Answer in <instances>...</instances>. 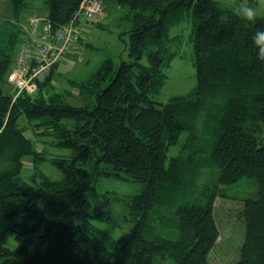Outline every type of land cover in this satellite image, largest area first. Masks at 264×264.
<instances>
[{"label":"trees","instance_id":"1","mask_svg":"<svg viewBox=\"0 0 264 264\" xmlns=\"http://www.w3.org/2000/svg\"><path fill=\"white\" fill-rule=\"evenodd\" d=\"M85 1L49 0L53 30ZM109 1L131 8L129 58L71 82L83 106L67 103L72 92L52 85L56 68L34 96L6 94L20 27L0 46V223L10 220L24 264H210L221 235L216 202L237 198L244 235L233 264H264V61L252 43L264 18L247 22L216 0ZM29 4L11 0L17 21ZM186 17L194 24L197 87L155 102L175 59L168 31ZM21 116L43 119L60 145L90 154L54 160L60 182H24L22 159L34 151ZM104 176L144 185L129 203L134 228L118 240L92 223L112 219L109 198L97 190ZM242 184L248 193L230 197ZM0 264L21 263L0 246Z\"/></svg>","mask_w":264,"mask_h":264},{"label":"rangeland","instance_id":"2","mask_svg":"<svg viewBox=\"0 0 264 264\" xmlns=\"http://www.w3.org/2000/svg\"><path fill=\"white\" fill-rule=\"evenodd\" d=\"M49 0H31L30 4L22 12L21 18L17 21L12 10L11 0H0V19L8 20L7 26L14 30V26L19 27L33 15H42L49 11ZM103 1V2H102ZM103 12L97 15L96 19L82 24L83 40L77 52L69 53L59 66V71L54 76L52 85L57 86L59 92L71 91L67 103L72 106H83L84 101L77 94L71 82L88 81L96 74L102 66L109 60L119 66L122 60L129 58V38L127 33L132 29L131 8L118 6L112 1L102 0ZM224 9L235 10L241 0H216ZM249 4L258 9L257 18H264V6L259 0H248ZM18 30V28H16ZM194 30L192 19L186 17L185 20L175 24L168 31L171 41L168 42V51L175 54V59L166 68V84L158 93L152 95L156 102L167 103L172 97L178 95L187 96L197 87V69L194 66V46L191 42V34ZM1 43V42H0ZM0 46H5L0 44ZM147 61L146 58H144ZM4 92L10 94L14 91L11 85H4ZM19 125L25 131V136L33 142V154L26 155L22 159L24 163L21 171V178L24 182L39 187V183L44 177L52 181L60 182L64 178V173L58 169L54 160L64 158H81L88 156L90 151L83 148L64 147L60 145L54 132L43 124V119L31 120L26 116L19 118ZM69 127L74 121L72 119L64 121ZM178 154V148L173 147L169 155ZM125 177V175L123 174ZM250 185H238L236 189L230 190V197H238L247 194ZM144 185L139 181L128 180L114 176H104L99 179L97 190L102 195L109 198V209L111 220L100 218L92 219L94 226H97L115 240L129 234L134 224L131 220L129 208L130 201L141 194ZM239 200L218 199L216 202V221L221 235L217 240V246L210 256V264H233L239 258V249L243 243L244 230L242 224L237 221L236 208ZM10 220H3L0 223V246L9 247L21 264H24L19 255L20 242L16 240L11 229ZM14 236L10 241L9 236Z\"/></svg>","mask_w":264,"mask_h":264},{"label":"built area","instance_id":"3","mask_svg":"<svg viewBox=\"0 0 264 264\" xmlns=\"http://www.w3.org/2000/svg\"><path fill=\"white\" fill-rule=\"evenodd\" d=\"M100 0H86L75 13L73 20L64 27L53 30L47 13L27 18L20 27V45L16 49L14 67L9 84L14 87L13 97L25 94L34 96L40 84L51 75L69 53H76L83 41L81 23L96 18L103 12ZM55 73V74H56Z\"/></svg>","mask_w":264,"mask_h":264},{"label":"clouds","instance_id":"4","mask_svg":"<svg viewBox=\"0 0 264 264\" xmlns=\"http://www.w3.org/2000/svg\"><path fill=\"white\" fill-rule=\"evenodd\" d=\"M261 6H264V0H259ZM235 15L250 23H255L258 16V9L249 4L248 0H241L235 8ZM252 43L257 50V56L261 61H264V31H256L252 37ZM14 236H9V241Z\"/></svg>","mask_w":264,"mask_h":264},{"label":"crops","instance_id":"5","mask_svg":"<svg viewBox=\"0 0 264 264\" xmlns=\"http://www.w3.org/2000/svg\"><path fill=\"white\" fill-rule=\"evenodd\" d=\"M31 1V0H30ZM47 13V12H45ZM7 23H10L8 20H2V18L0 19V44L3 43V45H6L8 40L10 39V36L12 35V28L7 26ZM84 42V40L77 45L76 48V52L78 50V48H80V45H82V43Z\"/></svg>","mask_w":264,"mask_h":264},{"label":"bare ground","instance_id":"6","mask_svg":"<svg viewBox=\"0 0 264 264\" xmlns=\"http://www.w3.org/2000/svg\"><path fill=\"white\" fill-rule=\"evenodd\" d=\"M80 43H81V42H80ZM80 43H79V44H80Z\"/></svg>","mask_w":264,"mask_h":264}]
</instances>
